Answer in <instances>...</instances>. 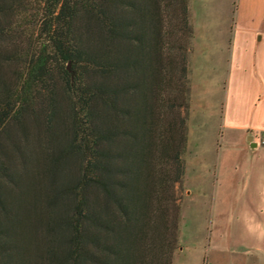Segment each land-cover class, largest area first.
Instances as JSON below:
<instances>
[{
    "label": "trees",
    "instance_id": "16d2710c",
    "mask_svg": "<svg viewBox=\"0 0 264 264\" xmlns=\"http://www.w3.org/2000/svg\"><path fill=\"white\" fill-rule=\"evenodd\" d=\"M192 38L189 0H0V264H173Z\"/></svg>",
    "mask_w": 264,
    "mask_h": 264
},
{
    "label": "rangeland",
    "instance_id": "374dc122",
    "mask_svg": "<svg viewBox=\"0 0 264 264\" xmlns=\"http://www.w3.org/2000/svg\"><path fill=\"white\" fill-rule=\"evenodd\" d=\"M191 11L185 172L173 264H264V128L248 130L249 140L235 134L222 118L225 93L215 81L234 36L232 9L222 15ZM27 124L22 133L12 128L6 139L11 171L21 175L44 141L41 125Z\"/></svg>",
    "mask_w": 264,
    "mask_h": 264
},
{
    "label": "crops",
    "instance_id": "0c3cea01",
    "mask_svg": "<svg viewBox=\"0 0 264 264\" xmlns=\"http://www.w3.org/2000/svg\"><path fill=\"white\" fill-rule=\"evenodd\" d=\"M192 7L215 15L232 9L234 36L226 46L225 64L217 65L222 74L224 66L225 78L218 72L215 81L225 93L224 122L249 140L248 130L264 128V0H189L190 13Z\"/></svg>",
    "mask_w": 264,
    "mask_h": 264
},
{
    "label": "water",
    "instance_id": "95a60500",
    "mask_svg": "<svg viewBox=\"0 0 264 264\" xmlns=\"http://www.w3.org/2000/svg\"><path fill=\"white\" fill-rule=\"evenodd\" d=\"M67 67L69 68V63H68V65H67Z\"/></svg>",
    "mask_w": 264,
    "mask_h": 264
}]
</instances>
